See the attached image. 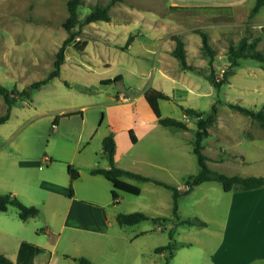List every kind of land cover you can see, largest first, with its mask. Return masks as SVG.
Instances as JSON below:
<instances>
[{
  "label": "rangeland",
  "instance_id": "obj_1",
  "mask_svg": "<svg viewBox=\"0 0 264 264\" xmlns=\"http://www.w3.org/2000/svg\"><path fill=\"white\" fill-rule=\"evenodd\" d=\"M106 1L82 0L78 17L92 5ZM66 2L0 0V83L3 86L21 89L52 69L55 53L68 36L62 24L67 16ZM159 5L161 0H120L110 7L111 20L75 26L79 32L65 45L60 74L35 90L30 100H19L13 105L9 118L0 124V193L12 191L23 203L33 202L40 208L39 215L24 224L27 236L31 234L35 238L34 226L42 227L43 221H50L52 216V207H45L39 194L46 192L43 185L49 184L47 180H62L67 188V163L78 172L86 171L95 160L105 163L101 142L110 132L116 140V162L120 165L116 166L166 180L184 190V179L199 169L191 149L196 118L185 116L183 108L186 107L205 115L215 102L216 119L228 124L226 133H210L202 142V152L210 168L228 175L264 174V127L231 106L240 104L254 110L264 107V66L254 59L240 58L232 66L228 82L218 89L210 82V76L220 78L232 63L233 58L225 54L227 44L243 35L249 38L259 35V28L252 26L248 32L246 23L253 22L244 12L234 16L223 10H208L200 14L199 21L189 24L182 13L178 18L182 23L185 21L183 24L188 30L164 28L165 40L157 47L150 38L156 33L152 28L156 24L148 19L159 18ZM138 15L143 17L139 19L140 33L119 24L139 18ZM162 28L158 26L156 30ZM196 29L208 34V41L216 52L212 59L203 50ZM170 33L183 40L187 67L173 55L175 41ZM129 34L133 35L134 42L130 49H123ZM82 41L86 42L83 48ZM258 46L264 50V37ZM117 74L122 75V80L100 83L101 79H112ZM149 86L170 95L169 99L158 101L160 112L185 121L190 125L187 131L164 127L155 120L142 95ZM6 107L0 95V115ZM55 116L58 121L53 126ZM150 124L156 125L155 139L146 136L132 143L128 130L140 135L142 126ZM208 140L214 141L215 147ZM131 182L141 192L135 195L117 190L119 202L111 207L118 212L171 215L169 190L151 181ZM166 197L170 198L169 205L164 202ZM177 201L180 218L198 217L206 225H173L172 221L163 223L152 219L132 225L113 222L109 235L103 238L104 249L96 251L94 260L102 264H165V256L155 253L154 247L167 243L168 231L172 229L177 248L170 264H221L222 259L223 264L241 262L237 254L244 250V245L231 237L240 227L241 215L233 214L230 194L218 182L197 185L179 195ZM5 215L21 225L15 206H9ZM69 231L65 229L63 235ZM133 234H138L134 241L125 238ZM0 244L10 253L17 250L16 241L10 236L0 239ZM70 248H80L92 255L85 241Z\"/></svg>",
  "mask_w": 264,
  "mask_h": 264
},
{
  "label": "crops",
  "instance_id": "obj_2",
  "mask_svg": "<svg viewBox=\"0 0 264 264\" xmlns=\"http://www.w3.org/2000/svg\"><path fill=\"white\" fill-rule=\"evenodd\" d=\"M251 3L254 4V0H161V5H159L160 9H158L160 10L158 11L159 18L148 19L156 24L152 25V28L156 31V33H154L150 38L155 41L157 47H160L166 37L164 28L167 30L170 27H174L179 32L188 30L185 24H183L185 21L182 23V20L178 18V14L183 13L182 15H184V18H186V22L188 24L198 20V17L201 16L200 14L208 12V10H223L228 13H232L234 16L239 12H244L245 16H247L250 8L253 5ZM216 7L218 8L215 9ZM184 13H187V15ZM138 17L139 18H133L132 20L130 19L128 21H121L119 24H124V27L122 28L127 30L135 28L138 33H140L141 28H139V24L141 23L139 22V19H142L143 17L139 15ZM158 20L160 21L159 23L157 22ZM251 20L253 23L250 22L249 26H247L248 31H251L252 26L258 27L260 31L261 26L264 25V5L251 18ZM158 26H163L162 30H156ZM170 35L173 36L174 34L170 33ZM133 42L128 45L127 49L131 48ZM123 97L125 98V96ZM155 120L157 121V119ZM227 125L228 124L224 121H218V119H216L215 122L208 128V136L210 133L215 134V132L226 133L228 130H225V127ZM155 127L156 125L154 124H150L148 126L143 125L140 135L133 131L136 139L134 144L138 143L140 139L146 136H148L150 140H154L155 135L153 131L156 130ZM188 127L190 128V125H188ZM184 134L187 133L184 132ZM208 144H211L213 145L212 147H215L214 141L208 140ZM170 145L171 142L169 143V146ZM102 158L105 160V163H99L98 160H95L86 171H79L78 177L71 181L72 192L69 191L70 180L68 172L67 188L66 185L63 184L62 180H47L49 184L46 186L43 185V190L46 192L43 195L42 193L39 194L40 197L43 196L42 204L45 205V207L47 205L52 207V216L50 221H43L44 224L42 227L34 226L36 235L34 236L35 238H31V234H29V236L25 234L27 226L24 224H27L28 220L31 218L38 216L40 213V208L39 213L36 216L29 217L25 220H22L18 217L22 222L21 225L14 223L13 220L5 215L9 206L11 205H9L4 211L0 210V239L2 240L7 236H10L16 241L17 244V250L11 253L6 250L4 245L0 244V253H3L9 257L13 264H76L72 257L80 255H84L89 258L92 264H100V260H94L96 258L94 255L96 254L97 250L104 249L105 241L103 238L104 236L109 235V227L112 226L113 222H116V214L118 213V210H116L114 207H111V204L115 203L111 201L112 199L110 198L112 189L111 182L101 174L90 173L91 167L108 166L107 160L103 156ZM45 160H48V158ZM116 160L117 153L115 147L114 163L119 165ZM217 163H220V161ZM261 176H264V174H261ZM121 178L129 182L136 180L127 176H122ZM159 180L168 183L166 180ZM164 188L167 189L166 187ZM13 192L16 193L17 191ZM226 192L230 194V200L233 204V214L237 216L241 215L240 227L231 236L235 242L236 239H239V241L244 245V250L237 254L239 256L237 258L241 259V262H237L236 264H264V186L248 190H229ZM16 194L18 195V193ZM116 202H119V194ZM164 202H167L169 205L170 198L166 197ZM30 203L31 204L27 205H34L33 202ZM161 228L164 227L161 226ZM65 229L70 230L66 236L63 235V231ZM40 235L43 236L42 239L37 237ZM137 235L138 234H133L122 237H125L129 239L130 242H132L134 239L138 238ZM79 241L87 242L90 247L89 249L92 250L91 253L93 256L90 254V252L84 253L83 250H80V248H70V246L75 245V243H78ZM62 242L64 245H60ZM160 253L163 256H166L167 254L166 251ZM222 261L223 259L221 260V264H223ZM214 264L219 263L216 262Z\"/></svg>",
  "mask_w": 264,
  "mask_h": 264
},
{
  "label": "trees",
  "instance_id": "obj_3",
  "mask_svg": "<svg viewBox=\"0 0 264 264\" xmlns=\"http://www.w3.org/2000/svg\"><path fill=\"white\" fill-rule=\"evenodd\" d=\"M120 0H107L105 3H96L92 5L90 10L85 13L82 17H78V7L81 4L82 0H67V16L63 21V27L68 33V36L61 42L56 53L55 58L53 60L52 69L44 76L38 80H34L28 85L24 86L21 89L16 87L12 89H8L0 83V95L2 96L3 101L6 104V110L3 114L0 115V124L5 122L11 112V108L15 105L19 100L31 99L32 93L39 89L41 85L45 84L52 78L58 76L60 74L61 65L64 62V49L65 45L71 42L77 33L79 32L75 30V26L79 28L85 24L95 21H109L111 20L110 15V7ZM264 5V0H254V4L250 8L248 12V19H251ZM216 7L215 9H217ZM179 9V8H178ZM249 26V23L246 24ZM196 32L200 35L201 38V46L204 51H206L210 59L214 55H216L215 49L212 44L208 41V34L201 29H196ZM249 32V31H248ZM249 35V34H248ZM264 37V25L260 28V34L256 35L252 38H249L247 35H243L238 38L236 42H230L227 44V48L225 53L230 55L233 60L229 65L227 70H224V73L220 78H216L214 76H210V82L218 89L223 83L228 82V74L232 73V66L237 65V60L240 58H251L258 62H260L264 66V50L258 48V43ZM134 39L132 34H129L124 43V48L126 49L128 45ZM173 39L175 41V46L172 50L173 55L179 60L183 67H187L186 59H185V48L184 42L179 35H173ZM82 48L85 46L86 42L82 41ZM122 80V75L117 74L112 79L105 78L101 79V84H109L111 82H118ZM143 97L146 100L147 104L153 111L156 116L157 122L165 127H176L179 129L187 130L189 129L188 124L185 121L180 119L163 116L160 112L158 101L159 100H167L170 98V95L164 92L163 90L157 89L153 86L147 87L143 91ZM232 107L236 108L240 112L249 115L253 119L257 120L262 127H264V107L258 110L251 109L249 107L242 106L240 104H231ZM183 112L185 116H194L196 118L195 124L196 128L194 131V139L191 141V149L196 156V160L199 166L197 173L190 174L184 179V190H180L177 186L166 183L156 178H152L141 173L131 171L128 169H124L118 167L114 163V154H115V140L113 137V133L105 135L101 142V153L102 156L107 160V167H99L94 166L91 167L90 173L92 174H101L107 180H109L112 184L111 189V197L112 201L116 202L118 198L117 190H121L127 193L138 195L141 192V188L129 181L122 179V176H127L130 178H134L142 181H152L156 184L162 185L170 190L172 195V206H171V215L170 217L165 216H150L146 213L140 211L133 212H118L116 214V222L119 225H132L136 224L143 220L152 219L153 221H172L173 225H196V226H204L206 222L198 217L192 218H180L178 215V197L181 194L189 192L195 186L205 182V181H215L218 182L224 191L229 190H248L253 188H258L264 186V176L261 175H228L223 172H219L217 170H213L206 163V156L202 152L203 148V140L208 136V128L215 122L216 120V105L215 102L211 104L210 111L203 114L202 111L196 110L191 107L183 108ZM71 113H65V115H70ZM58 121V116H55L52 125H56ZM129 137L131 142H135V136L133 134V130H128ZM67 172L69 174V191L72 192L71 181L78 177L79 172L72 166V164L67 163ZM9 205H13L18 210V217L22 220H25L29 217L36 216L39 213V208L35 205H27L19 200V198L11 193H0V210L4 211L7 209ZM169 240L167 243L163 245L156 246L154 248L155 253H160L166 251L167 254L165 256V264H170L169 260L174 255L175 250L177 248V244L174 242L173 238V230L170 229L168 231ZM68 256V255H66ZM72 259L76 262V264H92L91 260L86 256H73ZM0 264H13L11 259L0 253ZM250 264V263H244Z\"/></svg>",
  "mask_w": 264,
  "mask_h": 264
},
{
  "label": "built area",
  "instance_id": "obj_4",
  "mask_svg": "<svg viewBox=\"0 0 264 264\" xmlns=\"http://www.w3.org/2000/svg\"><path fill=\"white\" fill-rule=\"evenodd\" d=\"M122 99H124V97L122 96Z\"/></svg>",
  "mask_w": 264,
  "mask_h": 264
}]
</instances>
